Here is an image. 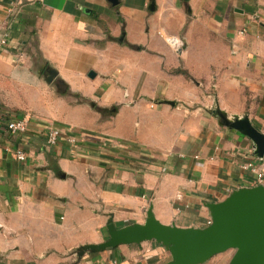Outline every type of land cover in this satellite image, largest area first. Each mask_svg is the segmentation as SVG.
I'll return each mask as SVG.
<instances>
[{
    "label": "crops",
    "instance_id": "crops-1",
    "mask_svg": "<svg viewBox=\"0 0 264 264\" xmlns=\"http://www.w3.org/2000/svg\"><path fill=\"white\" fill-rule=\"evenodd\" d=\"M115 1L0 0V264H166L153 242L76 251L149 207L203 228L264 172L216 114L264 134V0ZM46 124L101 142L47 146Z\"/></svg>",
    "mask_w": 264,
    "mask_h": 264
},
{
    "label": "water",
    "instance_id": "water-1",
    "mask_svg": "<svg viewBox=\"0 0 264 264\" xmlns=\"http://www.w3.org/2000/svg\"><path fill=\"white\" fill-rule=\"evenodd\" d=\"M53 74L49 71V81ZM216 114L222 126L252 142L255 157H263L264 134L247 117L228 119L219 111ZM205 207L209 224L203 228L162 224L154 217L152 207L142 224L116 228L109 220L106 239L98 245L78 248L76 255L81 258L122 245L153 242L169 253L166 264H205L228 251L232 253L227 264H264V185L233 190L222 201L206 203Z\"/></svg>",
    "mask_w": 264,
    "mask_h": 264
},
{
    "label": "built area",
    "instance_id": "built-area-1",
    "mask_svg": "<svg viewBox=\"0 0 264 264\" xmlns=\"http://www.w3.org/2000/svg\"><path fill=\"white\" fill-rule=\"evenodd\" d=\"M8 36L3 31L0 30V47H4L7 44ZM28 118H23L19 120L9 121L6 124L7 131L12 135L17 134H23L28 129ZM46 130V141L45 144L47 146H57L61 143L66 144L69 148L73 150L81 149V145H84L86 143H98L101 142V140L98 139L95 135H90L88 133H83L81 131H69L64 130L58 127H52L48 124L45 125ZM44 130V131H45ZM13 157L17 161H24L26 158L25 153L22 150L16 149L13 153ZM256 176V183L253 186L256 185H264V172L253 170ZM209 222L207 223V225Z\"/></svg>",
    "mask_w": 264,
    "mask_h": 264
},
{
    "label": "rangeland",
    "instance_id": "rangeland-1",
    "mask_svg": "<svg viewBox=\"0 0 264 264\" xmlns=\"http://www.w3.org/2000/svg\"><path fill=\"white\" fill-rule=\"evenodd\" d=\"M231 253L232 252H230V251H228V252H225L224 254H221V255H219V256H216L215 258H213V259H211L210 260V263H214L215 261H217V259L219 258V257H222V255H231Z\"/></svg>",
    "mask_w": 264,
    "mask_h": 264
}]
</instances>
